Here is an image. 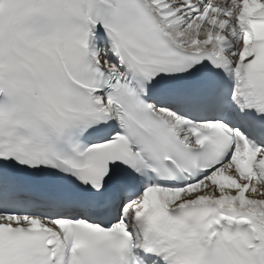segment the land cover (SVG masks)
Wrapping results in <instances>:
<instances>
[{
	"label": "snow or ice",
	"instance_id": "1",
	"mask_svg": "<svg viewBox=\"0 0 264 264\" xmlns=\"http://www.w3.org/2000/svg\"><path fill=\"white\" fill-rule=\"evenodd\" d=\"M0 264H264V0H0Z\"/></svg>",
	"mask_w": 264,
	"mask_h": 264
}]
</instances>
